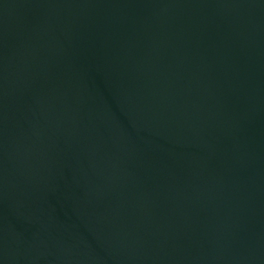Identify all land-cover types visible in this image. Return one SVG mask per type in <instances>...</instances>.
Returning <instances> with one entry per match:
<instances>
[{
  "label": "water",
  "instance_id": "1",
  "mask_svg": "<svg viewBox=\"0 0 264 264\" xmlns=\"http://www.w3.org/2000/svg\"><path fill=\"white\" fill-rule=\"evenodd\" d=\"M0 264H264V0H0Z\"/></svg>",
  "mask_w": 264,
  "mask_h": 264
}]
</instances>
